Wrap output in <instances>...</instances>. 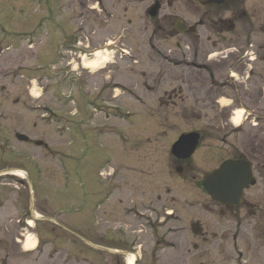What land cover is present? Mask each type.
Masks as SVG:
<instances>
[{"label": "rangeland", "instance_id": "1", "mask_svg": "<svg viewBox=\"0 0 264 264\" xmlns=\"http://www.w3.org/2000/svg\"><path fill=\"white\" fill-rule=\"evenodd\" d=\"M143 4L0 0V264H110L111 255L86 244L107 243L118 229L128 239L138 233L148 246L159 239L170 254L179 238L193 242L189 223L196 218L217 233L199 242L200 264H264V170L247 192L259 200L256 214L240 207L222 218L200 186L252 135L264 156V76L254 86L259 91L242 93L244 102L233 103L232 91L184 90L175 107L159 105V92L144 87L149 74L161 67L173 78L183 73L170 54L195 59L144 19ZM78 27L85 31L75 44L70 35ZM252 28L264 53L262 0L259 27ZM85 46L102 48L103 58L86 55ZM92 60L96 66L86 68ZM231 110H239L240 127L230 122ZM189 131L203 138L191 167L178 172L182 160L170 151ZM129 212H143L154 229L146 232L145 221ZM34 214L60 225L52 231ZM179 227L187 231L177 238ZM27 240L34 245L25 247Z\"/></svg>", "mask_w": 264, "mask_h": 264}, {"label": "flooded vegetation", "instance_id": "2", "mask_svg": "<svg viewBox=\"0 0 264 264\" xmlns=\"http://www.w3.org/2000/svg\"><path fill=\"white\" fill-rule=\"evenodd\" d=\"M140 1L145 3L141 7L144 19H151L153 26L163 32L164 40H174L176 48L179 49L181 46L186 48L187 54L193 53L195 59V61L189 63L176 58L173 59L174 57H171V54L169 56L177 65L182 66L180 70L184 68L183 73H186L187 76L180 73L173 78L170 69L166 67H161L154 75L149 74V83L145 81L144 87L147 90L159 92L156 99L159 105L175 107L178 101L182 100L184 90L202 93L203 91L209 93L216 90L220 92L222 90L232 91L235 92V97L238 99H232L233 103L235 101L244 102L242 93L245 91H259L254 86H259V80L264 76V53L259 52V35L252 31V27H259V0H222V2L214 5L201 4L195 0ZM262 1L264 2V0ZM127 10L125 7L124 12H127ZM153 10H155L154 14L151 13ZM109 16L112 15L109 14ZM116 19L119 20L118 17ZM84 31V28L78 27L77 31L70 35L75 44L81 42L80 36L83 35ZM86 47L82 52L92 56V48ZM90 48L91 50H86ZM262 48L260 49L262 50ZM199 56L204 57V61H200V59L198 61ZM212 58L213 61L207 63ZM161 60L159 59L158 62L161 63ZM188 64H192L197 72L196 70L193 71V68L189 70ZM201 71H205V73L202 74ZM188 73L190 74L188 75ZM208 85L210 88L206 89ZM210 96L212 97V95ZM212 100L215 103L219 102L217 99ZM199 134L200 145L203 135ZM258 140L259 135H252L247 147L235 148L233 149L234 153L226 157V159H243L247 161L251 175L249 181L254 182H249L239 202L233 205L222 204L220 201L213 200L208 196L214 207L218 208V214L222 218L240 207L245 212L249 209H252L253 214L259 212V200L254 196H247L249 189L259 183V175L262 173L261 170H264V159L262 158L264 156L259 154ZM232 147L234 148V146ZM192 156L181 162L179 161L180 165L176 169L179 171L189 169L191 167L189 160ZM84 175L86 178L88 172L85 171ZM172 213L167 215H172ZM128 215H133L132 218L138 220L141 224H143L142 220L145 221V226L148 227L145 229L146 232L152 231L154 229L153 224L156 225L150 223V219L143 212H129ZM45 222L52 224V231H55L56 225L57 227L60 225L53 218L46 219ZM189 224L193 242L180 244L179 238V241L177 240L178 245H175L176 248H173L170 254H168L166 246L160 245L159 239L148 246V244L143 243L138 233L135 237L128 239L125 236L126 233L124 231L121 233L119 229L118 232L120 233L117 232L111 236L107 243L86 245L99 253L104 252L111 255L110 264H130L129 259H131V264H200L199 242L205 243L209 236H216L217 233L204 230L205 225L198 218L190 221ZM194 225L196 227H193ZM20 229L23 228L20 227ZM59 229L65 230L62 226ZM193 229H196L197 233ZM137 231L141 232L143 230L133 229L132 232ZM186 231V228L179 227L172 232L178 238ZM186 236L189 235L186 234ZM145 245L149 247L147 253H145ZM83 263L88 264L89 262L83 261Z\"/></svg>", "mask_w": 264, "mask_h": 264}, {"label": "water", "instance_id": "3", "mask_svg": "<svg viewBox=\"0 0 264 264\" xmlns=\"http://www.w3.org/2000/svg\"><path fill=\"white\" fill-rule=\"evenodd\" d=\"M202 4L219 3L222 0H196ZM152 14L155 10L151 11ZM20 141L28 140L24 134L16 133ZM198 143V134L195 132L184 133L172 147V154L178 158H187L193 153ZM250 177L249 164L243 160H225L218 169L205 176L202 186L213 200L227 205L236 204L242 194V190L248 184ZM254 181H251L253 183ZM193 227H196L195 225ZM197 233L196 229H193Z\"/></svg>", "mask_w": 264, "mask_h": 264}, {"label": "bare ground", "instance_id": "4", "mask_svg": "<svg viewBox=\"0 0 264 264\" xmlns=\"http://www.w3.org/2000/svg\"><path fill=\"white\" fill-rule=\"evenodd\" d=\"M108 44H113V42H109ZM103 55H104L103 52H102V54L97 53V54H96V58H98V57H102V58H103ZM104 58H105V57H104ZM94 59H95V57H94ZM95 61H96V60H95ZM95 61L92 60L90 63L87 62L86 68L90 67L92 64H93V66H96L97 61H96V62H95ZM232 123H234L235 125L239 124L238 115H237L236 117L234 116V117L232 118ZM24 245H25V247H28V246L31 247V246L34 245V242L29 243L28 240H27L26 243H25ZM128 262L131 264V259H129Z\"/></svg>", "mask_w": 264, "mask_h": 264}]
</instances>
